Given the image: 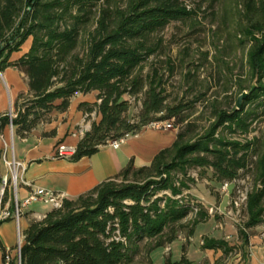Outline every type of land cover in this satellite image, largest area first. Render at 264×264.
Segmentation results:
<instances>
[{
  "label": "trees",
  "instance_id": "1",
  "mask_svg": "<svg viewBox=\"0 0 264 264\" xmlns=\"http://www.w3.org/2000/svg\"><path fill=\"white\" fill-rule=\"evenodd\" d=\"M100 1L0 0V70L13 66L28 78L29 95L21 94L22 101L15 103L16 133L28 135L53 110H67L73 96L93 91L97 101L80 108L87 115L95 112L96 119L71 160L138 134L153 120L175 119L184 128L149 165L136 167L131 161L89 191L65 198L42 220H32L23 232L21 264H133L143 251L151 264L154 249L172 243L189 224L191 234L208 216L200 203L183 198L196 183L189 170L210 168L216 180L232 183L257 155L254 167L263 186L248 193V217L243 228L238 226L248 245L245 228L260 225L264 216V148L259 151L253 141L241 142L236 135H249L253 122L264 116V0H246V64L250 77L258 80L240 108L238 99L231 105L218 95L204 99L206 93L170 103L158 68L144 74L161 47L156 34L195 14L186 0ZM29 39L28 51L12 61V53ZM239 90L247 89L240 83ZM132 98L141 103L136 116L130 115ZM198 103L210 110L209 124L200 130L199 118L186 112ZM1 120L8 123L9 117ZM195 207L194 219L183 224ZM165 264H190L186 245L179 262L167 257Z\"/></svg>",
  "mask_w": 264,
  "mask_h": 264
},
{
  "label": "crops",
  "instance_id": "2",
  "mask_svg": "<svg viewBox=\"0 0 264 264\" xmlns=\"http://www.w3.org/2000/svg\"><path fill=\"white\" fill-rule=\"evenodd\" d=\"M30 44L29 39L25 49L12 53L11 60L18 59L28 51ZM21 94L29 95L26 75L13 66L0 70V177L8 174L1 157L5 141L10 147L9 156L13 155L24 164L23 178L32 184L31 187L20 186L19 196L22 199L34 187L63 193L68 199L76 198L118 174L131 161L136 167L149 165L155 155L170 147L177 137V130L162 131L145 127L138 134L129 136L118 148L105 144L91 156L65 161L56 158L57 147L60 144L77 146L85 132L91 129L86 119L87 113L80 108V104L95 103L98 92L76 94L67 110H53L48 120L41 122L24 137L16 133L10 121L5 123L1 120V117H9L11 112L17 114L15 103L22 101L23 98H19ZM190 193L198 199L208 216L195 225L191 234L188 231L180 233L172 243L154 249L150 254L151 264H165L167 257L172 262H179L184 245L190 264H258L264 260V239L254 232L259 226L245 228L249 234V244H244L238 225L227 209L230 204L227 193L217 200L215 195L200 185L192 188ZM53 208L52 204L42 201L26 206L20 219L23 232L32 220H42ZM17 228L14 218L0 222V257L6 250L16 255ZM249 229L253 231L251 234Z\"/></svg>",
  "mask_w": 264,
  "mask_h": 264
},
{
  "label": "rangeland",
  "instance_id": "3",
  "mask_svg": "<svg viewBox=\"0 0 264 264\" xmlns=\"http://www.w3.org/2000/svg\"><path fill=\"white\" fill-rule=\"evenodd\" d=\"M113 1L125 5L129 0ZM100 2L102 3L103 0ZM185 4L189 10L195 11V14L182 21L170 23L156 34L155 40L161 43V47L158 53L150 58L144 74L154 66L158 68L170 103L181 99L190 101L206 93L204 99L218 95L223 103L231 102L230 104L233 105L240 95L239 84L243 83L248 90L255 80L250 77L249 67L246 64V55L250 46V42L245 41L244 34L245 28L249 26L246 0H217L215 3L211 0H186ZM26 47L27 42L23 49ZM131 100L130 115L136 116L140 112L141 103L136 102L134 98ZM186 112L193 113L191 119L199 118L197 121L199 130L209 124L210 110L203 109L202 104L198 103L196 107ZM86 119L91 125L96 119L95 112L87 115ZM166 120L173 123L177 131L184 128L183 125L177 124L175 119ZM251 130L249 135H236V138L241 142L253 141L254 148L260 151L264 148V116L253 122ZM169 134L173 135L171 132ZM256 160L257 155H253L251 167L242 172L241 178L229 183L228 187H224L225 182L216 180L212 169L192 168L189 170V175L196 179V183L192 184L191 189L200 185L202 189H207L215 195L217 200L222 199L227 193L230 200L227 209L231 211L235 223L242 227L248 217L246 206L248 193L263 186L254 167ZM190 190L185 191L188 195L183 198H190L199 203ZM12 196L13 188L8 198ZM196 209L198 208L195 207V211L189 214L183 224L191 223ZM189 226L190 224L184 227L178 236L188 231ZM258 226L259 229L254 232L261 236L264 216L263 222ZM248 231L250 234L253 232L251 229ZM145 252L138 255L133 264H149Z\"/></svg>",
  "mask_w": 264,
  "mask_h": 264
},
{
  "label": "built area",
  "instance_id": "4",
  "mask_svg": "<svg viewBox=\"0 0 264 264\" xmlns=\"http://www.w3.org/2000/svg\"><path fill=\"white\" fill-rule=\"evenodd\" d=\"M12 112L9 114V121L13 126L12 119L15 117ZM146 128H152L155 130H176V127L169 120H153L150 121ZM130 135H126L119 139L111 140L107 144L114 148H118ZM5 148L2 153V160L8 169V174L0 177V222L10 218H14L17 222L18 243L16 255H13L9 250L4 251L0 257V264H12L15 260L16 264H21V246L24 239V233L20 227V219L23 209L36 201H42L52 204L55 208L62 206L65 195L60 192H54L41 187H34L30 191V194L22 199L19 196L20 186H32L30 182L23 178L22 172L25 170V166L22 162L17 161L14 156H9V145L4 141ZM77 146L60 144L56 150V157L71 159L76 153ZM229 183H225L224 187H228ZM13 188V196L8 198V195ZM237 204V203H236ZM197 210V209H196ZM261 236L264 238V229L261 232ZM258 264H264V260Z\"/></svg>",
  "mask_w": 264,
  "mask_h": 264
},
{
  "label": "water",
  "instance_id": "5",
  "mask_svg": "<svg viewBox=\"0 0 264 264\" xmlns=\"http://www.w3.org/2000/svg\"><path fill=\"white\" fill-rule=\"evenodd\" d=\"M257 80L258 78H255L252 88L250 90H244L239 96H238V107L240 108L244 102V100L249 96V94L256 88L257 86Z\"/></svg>",
  "mask_w": 264,
  "mask_h": 264
}]
</instances>
